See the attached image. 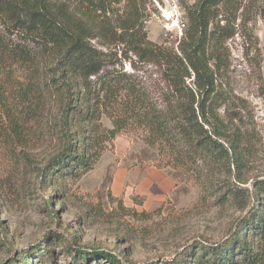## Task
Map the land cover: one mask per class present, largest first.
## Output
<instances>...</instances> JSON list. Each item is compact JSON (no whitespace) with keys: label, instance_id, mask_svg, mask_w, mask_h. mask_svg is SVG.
<instances>
[{"label":"trees","instance_id":"obj_1","mask_svg":"<svg viewBox=\"0 0 264 264\" xmlns=\"http://www.w3.org/2000/svg\"><path fill=\"white\" fill-rule=\"evenodd\" d=\"M256 1L197 0L187 8L188 28L176 51L147 39L145 0H0V160L29 162L32 150L56 138L61 149L38 169L41 181L78 166L90 169L104 152L100 116L107 114L112 138L122 129H139L142 141L157 148V168L239 162L245 140L234 128L240 113L229 104L236 97L237 106L245 108L244 101L219 80L226 76V40L235 31L229 19L221 25L215 18L221 8L235 19L239 9L250 6L264 23V0ZM121 2L114 13L112 6ZM91 31L123 44L122 50L138 61L161 68L169 90L163 105L126 73L104 71L116 62L111 52L90 43ZM121 91L115 113L114 95ZM237 191L231 189V196ZM260 191L264 181H255L251 193L246 191L254 204L223 238L186 242L169 257L122 260L111 250L52 231L10 264H264ZM147 214L136 217L146 219Z\"/></svg>","mask_w":264,"mask_h":264},{"label":"rangeland","instance_id":"obj_2","mask_svg":"<svg viewBox=\"0 0 264 264\" xmlns=\"http://www.w3.org/2000/svg\"><path fill=\"white\" fill-rule=\"evenodd\" d=\"M122 5L112 6L113 12ZM241 11L233 19L221 8L215 18L221 25L229 19L235 31L226 40V76L219 80L224 88H228L227 81L229 89L244 101L245 108L237 106L236 97L229 104V109L241 117L233 120L235 130L244 135L241 160L202 169L157 168L153 164L158 150L142 141L139 129H122L112 138L108 130L113 123L102 114L104 152L90 169L78 166L55 179L41 181L38 169L61 149L56 138L32 150L29 162L0 160V264H10L18 252L36 246L52 231L74 235L81 245L103 247L129 261L169 257L186 242L223 238L254 204L246 191L251 193L255 181H264V23L250 6ZM145 12L147 39L174 50L165 43L155 17L147 8ZM89 34L93 36L90 43L111 52L116 62L104 71L126 73L163 105L169 90L161 68L138 61L131 52L122 50L123 44L110 42L108 36L99 37L94 31ZM123 93L114 95L115 113ZM235 188L238 191L233 197L231 189ZM260 195L264 197V191ZM142 211L148 213L146 219L136 217Z\"/></svg>","mask_w":264,"mask_h":264},{"label":"built area","instance_id":"obj_3","mask_svg":"<svg viewBox=\"0 0 264 264\" xmlns=\"http://www.w3.org/2000/svg\"><path fill=\"white\" fill-rule=\"evenodd\" d=\"M196 0H145L146 7L161 26L165 43L178 50L188 28L187 8Z\"/></svg>","mask_w":264,"mask_h":264},{"label":"crops","instance_id":"obj_4","mask_svg":"<svg viewBox=\"0 0 264 264\" xmlns=\"http://www.w3.org/2000/svg\"><path fill=\"white\" fill-rule=\"evenodd\" d=\"M125 175V173L123 172L122 175H119V178H123V176Z\"/></svg>","mask_w":264,"mask_h":264}]
</instances>
